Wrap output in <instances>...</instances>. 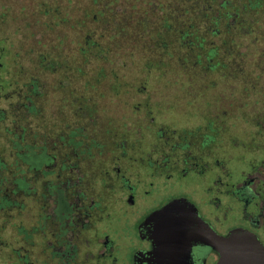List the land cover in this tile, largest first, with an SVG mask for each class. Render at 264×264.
Returning a JSON list of instances; mask_svg holds the SVG:
<instances>
[{
  "label": "flooded vegetation",
  "instance_id": "flooded-vegetation-1",
  "mask_svg": "<svg viewBox=\"0 0 264 264\" xmlns=\"http://www.w3.org/2000/svg\"><path fill=\"white\" fill-rule=\"evenodd\" d=\"M10 1L0 0V264H219L208 238L236 230L264 246V75L252 92L215 91L241 88L244 50H262L264 72V0H186L188 26L179 0L112 4L133 24L126 45L146 52L136 86L128 57L122 74L84 60L101 63L85 78L83 60L68 59L46 82V46L6 23ZM179 63L188 90L157 97L151 83L177 84Z\"/></svg>",
  "mask_w": 264,
  "mask_h": 264
},
{
  "label": "rangeland",
  "instance_id": "rangeland-1",
  "mask_svg": "<svg viewBox=\"0 0 264 264\" xmlns=\"http://www.w3.org/2000/svg\"><path fill=\"white\" fill-rule=\"evenodd\" d=\"M113 0H11L8 4L10 8L8 9L9 14L5 19L6 23L9 24L13 29L18 30L19 38L22 39L24 44L34 45L36 49L43 48L46 46V82L57 79L62 74L63 63L65 60H74L81 58L83 60L82 68L84 69L83 75L95 76L98 71L96 66L101 63L98 61H93L84 64V60H112L115 65L116 74L120 72L122 74V68L118 65L122 63L121 59L129 58L130 70L128 74L130 75L131 81H134L135 86L139 83L137 79L134 80L138 75L141 74L143 68L141 64L145 58V50L141 47L142 44L139 40H131L129 44L123 40V27L133 26V24L126 23L125 14L114 15L111 11L113 4L114 10H122L126 7L122 4L123 0L114 1ZM152 4L167 3L170 7L173 5V0H153ZM130 5L133 6L137 2L130 0ZM179 6H189V1L179 0ZM201 8V7H200ZM184 9L179 10L180 21L187 22L193 16L192 10ZM202 9L195 11L198 16L202 15ZM181 12V15H180ZM133 21H136L133 19ZM196 22H201V18L196 17ZM190 22V21H188ZM158 21L152 23L149 26L157 27ZM139 25V24H138ZM143 26V25H141ZM147 26V24L145 25ZM201 26V24H200ZM116 37H112L115 36ZM133 37V36H132ZM97 42V46L96 42ZM254 38L252 36L244 37V42H253ZM79 47L82 51L81 56H79ZM188 47L181 45L179 46L178 52L179 57L186 58L189 55ZM260 51L254 50H244L242 51L243 60V75H247L241 83V88L235 90L234 82L230 85H226L224 82L218 83V87L215 91L219 93L225 92L227 95L233 92V95L240 89L252 92V81L254 78L264 75L261 72V68L257 70V63ZM222 54H225L223 52ZM228 57V56H227ZM230 57H228L229 59ZM239 59V58H238ZM111 63V62H109ZM178 68V83L170 87H165V83H151L152 90L157 97L160 96H172L174 93H183L188 90L186 83L187 76L192 74L182 68L181 63ZM121 69V70H120ZM119 70V71H118ZM260 71V72H259ZM161 74L160 72H153L151 74L152 78L150 81L161 80L156 77V75ZM169 74V73H168ZM210 79L217 78L218 73H211ZM169 76V75H168ZM54 77V78H53ZM156 77V78H154ZM222 79V78H221ZM228 80V78H227ZM258 85L264 84V78H258ZM222 81V80H221ZM228 84V81H227ZM170 85V84H169ZM226 85V86H225ZM234 85V86H233ZM225 86V87H224ZM230 86V87H229ZM57 87V86H56ZM57 90V88H55ZM214 88L211 89L213 92ZM135 91V90H133ZM214 93L210 95L213 96ZM219 95V94H218ZM138 96V95H137ZM59 93H51L46 95V112L49 106L59 105ZM218 97V96H217ZM210 99V98H209ZM57 101V102H54ZM112 99L108 98L105 101V107H111ZM211 102H216L215 100H209ZM51 102V104H49ZM210 102V105L213 104ZM215 104V105H216ZM101 105V106H102ZM114 106L121 107L116 101H113Z\"/></svg>",
  "mask_w": 264,
  "mask_h": 264
},
{
  "label": "water",
  "instance_id": "water-1",
  "mask_svg": "<svg viewBox=\"0 0 264 264\" xmlns=\"http://www.w3.org/2000/svg\"><path fill=\"white\" fill-rule=\"evenodd\" d=\"M178 204L180 201L169 204L167 208L171 209ZM155 217H158V213L152 218ZM208 239L221 254L219 264H264V246L248 231L236 230L226 237L211 233Z\"/></svg>",
  "mask_w": 264,
  "mask_h": 264
},
{
  "label": "trees",
  "instance_id": "trees-1",
  "mask_svg": "<svg viewBox=\"0 0 264 264\" xmlns=\"http://www.w3.org/2000/svg\"><path fill=\"white\" fill-rule=\"evenodd\" d=\"M186 7L188 8V9H186V10H188V11H189V10H192V8L189 7L188 5H187V6L180 5V6H179V9L181 10V9L186 8ZM180 15H181V12H180ZM179 17H180V16H179ZM188 21H191V20H188ZM188 21L185 22V23L182 22V21H179V25H180V26H188V25L190 24Z\"/></svg>",
  "mask_w": 264,
  "mask_h": 264
}]
</instances>
